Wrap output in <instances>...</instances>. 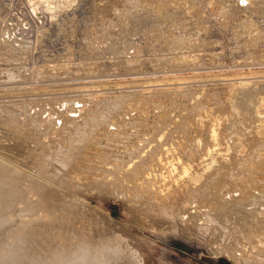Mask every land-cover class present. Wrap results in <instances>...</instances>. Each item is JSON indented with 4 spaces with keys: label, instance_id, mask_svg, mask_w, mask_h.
<instances>
[{
    "label": "rangeland",
    "instance_id": "374dc122",
    "mask_svg": "<svg viewBox=\"0 0 264 264\" xmlns=\"http://www.w3.org/2000/svg\"><path fill=\"white\" fill-rule=\"evenodd\" d=\"M255 1L253 3L252 0H0V32L4 29L3 32L11 34V41H0V46L3 45L2 48L0 47V54L3 56L11 50L9 58L12 60L9 61L13 64L17 62L15 66L8 63V57V59L1 58L5 60L1 61L0 69L7 67L3 69V71L6 70L3 79H9L6 72L9 69L12 70L11 68L14 70V67L16 70L17 65L20 64L21 68L17 69L19 77L10 83L27 87L26 93L32 92L31 95L39 96H30L31 98L48 97L50 99L55 95L57 98L62 95L59 99H64V96L69 95V97L66 96L67 101L70 99L75 101L76 98L81 101L84 99L83 102H85L88 99V102L84 103V106L87 105L84 113H89L90 117L85 114L87 122L79 134L82 132V135L90 134L87 135L86 140L87 143L90 141L91 143L82 146L76 142L77 145L72 147L74 150H71V155L74 151V156L77 154L76 151L81 154L79 153L81 150L98 153L100 147H95L96 143L90 139V136L99 127L96 126L101 124L107 128V135L111 136L114 142L109 144L110 149L114 145L113 148L116 149L114 157L122 159L121 163H124L122 166L127 165L126 162L130 160L129 153L135 151V146L145 149L140 156L148 155L160 146H163L165 150L172 146L184 165H192H189L191 172L203 170L198 172L202 178L200 176L193 178L194 185H191V189H186L185 185V187L175 185L179 187L172 189L174 184H168L170 179L173 182L181 178L179 174L182 170L180 169L177 171L174 169V172L171 169L168 174H172V177L166 174V179L158 170V173L155 172L159 175L157 181H162V183L159 181L158 187H162V192L161 190L159 192L161 195H159L174 196L168 203L166 198L162 200L158 195L159 197H155L157 205L160 207L163 204L174 205L178 209L174 212L169 211L170 215L167 217L166 214L164 218L159 215L155 218L148 214L143 216L133 207L131 208L125 199L101 194L95 188L91 187L92 190L74 188L75 194H79L78 198L81 197L90 205L92 204L91 206L103 211V213H89L94 215H90L89 221L92 223L85 222L86 224L80 225L81 227L76 224V228H81L88 241L95 243L96 240V246L109 244L108 247H111V244L119 242L118 245L121 248L127 249L121 250L123 251L121 256L126 264L127 260L129 264L133 262L134 264H236L227 254L225 247L220 244L218 247L217 244L225 236L229 240L234 234L233 232L230 235L229 230L224 231L226 227L223 225L225 221L226 226L228 225L231 215H234L232 208L236 206L230 200L236 201L233 193L237 188L235 180L239 174L235 167L231 166V158L235 159L236 148L239 145L246 144L242 142V137L234 135L233 127H230L249 117L247 112L249 113L251 109V95H257L256 92L259 91L260 97L257 95L259 99L264 98L262 94L264 93V25H261L264 24V0ZM258 19L261 23L257 21ZM254 21L259 22L258 27ZM260 26L262 29L259 28ZM255 36H262V38L259 37L261 40L258 42L259 39ZM15 50L21 54H17ZM22 52H25L27 56ZM14 59L18 60L15 62ZM55 63L59 64V67ZM62 63L64 64L61 65ZM22 70L23 73H21ZM246 80L251 82L248 89L236 86ZM235 88L237 92L246 90L245 92L249 93V100L246 98V102L243 103L244 96L234 98L231 91ZM236 106L238 109H235ZM241 112L245 118L243 114L238 116ZM262 117L264 116L257 117L259 124L262 125L257 124L258 122L253 125L258 129L261 126L262 130L252 126L253 129L250 128L248 132L252 135L247 134V138L250 136L251 139L257 134L264 147V140H262L264 139L262 136L264 135V118ZM210 127L214 128V131ZM77 140L80 141V139ZM82 140L85 141V139ZM105 144L107 145V142L104 138L103 146H106ZM222 144L223 148L218 150ZM65 146L66 149L69 148V145ZM224 146L227 148L224 149ZM83 147L84 149H81ZM93 147L97 148V151ZM88 148L95 151H90ZM230 149L235 150V153H229L232 151ZM102 150L100 151L103 154L105 148L103 147ZM226 150L228 152H225ZM66 152L68 150L64 153ZM207 152L210 153L207 156L209 159L205 157ZM81 156L78 158L79 164L90 166L92 170L97 167V169L106 168L104 163L112 162L111 159L103 161L99 156H96L97 159L91 158L94 160L88 157L81 159ZM213 157L215 159H212ZM89 162H93V165ZM182 162L175 164L183 166ZM219 163L223 166L220 167ZM208 165L212 168L211 170ZM107 168H111L113 172L116 171L112 166ZM231 168L234 172L229 171L232 170ZM263 168L264 166L258 173L260 178L264 172ZM97 169L91 172L98 171L97 174H100ZM122 169L125 168L122 167ZM225 170L228 174L231 173L230 177ZM91 172L90 174L93 175L94 173ZM232 175L236 177L233 178ZM94 176L91 177L94 179ZM227 182H232L233 187L236 185L235 189L230 186L231 184L229 187ZM162 184L164 185L161 186ZM226 185L233 193L227 191ZM213 188L221 192L214 191ZM150 190H145L147 194L144 193L145 191L139 193L145 198L143 202L155 200ZM218 193L224 201L217 199ZM229 193L232 194L229 195ZM223 195L231 197L225 199ZM212 198L221 200V208L216 205L220 201ZM212 200L216 204H211ZM208 202L212 206L208 205ZM214 205H216L215 210ZM217 207L220 209L216 210ZM197 209L200 211L198 212ZM199 217L203 218L202 221ZM99 238L100 241L104 238L110 241L113 239V243L106 239L100 244Z\"/></svg>",
    "mask_w": 264,
    "mask_h": 264
},
{
    "label": "bare ground",
    "instance_id": "6f19581e",
    "mask_svg": "<svg viewBox=\"0 0 264 264\" xmlns=\"http://www.w3.org/2000/svg\"><path fill=\"white\" fill-rule=\"evenodd\" d=\"M254 1L255 0H252L253 3H254ZM257 3H259V1ZM256 6H258V5L256 4ZM257 12H258V10H257ZM259 19L257 21H259ZM254 22H255V24H257L260 21L259 22L254 21ZM261 25H264V24H261ZM256 27H258V24L256 25ZM259 28H261V26ZM263 29H264V27H263ZM3 30L4 29H2L1 32H3ZM258 30L260 31V29H258ZM1 32H0V41H5V42L11 41V34H9L6 31H4L3 33H1ZM256 34H257V32L255 33V35ZM257 36H255V37H257ZM259 37H257V38L259 39ZM257 38H255V39H257ZM260 38H262V36ZM12 39H14V38H12ZM260 40L261 39H259L257 41L259 42ZM12 42L15 43L14 40H12ZM17 44H19V43H17ZM2 46H0V47L2 48ZM10 47H13V46L10 45ZM10 47H8V48H10ZM17 47L19 48V46H17ZM4 48H5V46H4ZM4 48H3V51H4ZM16 50H18V49H16ZM12 51H14V50H12ZM11 53L12 52L10 50V52H8V53L6 52L5 55L2 53L3 56L0 54V63L2 60H5V59H8L9 57H11L10 56ZM18 53L19 52H17V54ZM22 53H24V55H26L25 52H22ZM19 54H21V53H19ZM1 58H5V59H1ZM19 58H20V55H19ZM23 58H25V57H23ZM18 59H16V60H18ZM20 59H22V58H20ZM9 60H12V59L9 58L8 61ZM16 60H15V62H16ZM87 62L90 64L89 60ZM2 63H4V62H2ZM8 63L13 64L10 61ZM22 63H24V62H22ZM59 63H61V62H59ZM6 64H7V62H6ZM15 64H13V65H15ZM27 64L28 63H26V65ZM55 64L58 65V67H59V64H57V63H55ZM63 64L64 63H62L61 65H63ZM61 65H60V69L62 67ZM66 65H67V63H66ZM86 65H88V64H86ZM23 66H24V64H23ZM28 66H29V64H28ZM17 67L21 68L20 64H18ZM89 67L91 69V65ZM4 68H2V70L0 69V264H126L125 260L121 256V254L123 251H125L127 249L124 250L123 248H121V246L118 245L119 242H118V244H111V247H108L109 244H107L106 245L107 247H106L101 242L103 240L106 241L107 238L106 239L104 238L101 241H100V238L98 239L99 240L98 242L100 244H102L103 246L99 245V244H98V246H96L97 245V244L95 245L96 240H95V243H92L94 241H92V242L88 241V238L85 236L86 234H84V232L81 230L80 225L83 226V224H86L85 222L89 221L90 215H91L89 213L96 214L99 212L103 213V211L99 210L97 207L91 206L92 204L90 205L88 202H86L81 197L78 198L79 194L78 195H76L77 193L75 194V192L73 191L74 188H76V189L80 188L81 190H92V188H95L101 194L113 195V196H117L118 198L120 197V198L125 199L126 202L131 205L130 206L131 208L133 207L135 210L138 211V213H140L143 216L148 214V215H150V217L155 218L156 215L157 216L159 215L160 217L164 218L166 214H167V217L170 215L169 211L174 212L175 209L176 210H178V209L174 205L163 204L162 207L157 205V201H156L157 198H155V197H159L161 195V193H159V192H160V190L162 192V187L161 188L158 187V186H160V183H159L160 180L157 181V178H159V175H157L155 172H157V170H158V172H161V176L166 179V174L170 173L171 169H173V172H174V169L176 171H177V169H180V171L182 170V172L179 171L180 172L179 175L181 178L171 182L170 181L171 179L168 176V178L170 179L168 184L169 185H170V183L174 184L172 189L173 188L176 189L177 187H179V186H175V185H180L181 187H183L185 185L186 189H188V188L191 189V187H192L191 185L192 184L194 185L193 178L199 177V176L201 177V175L198 174V172L200 173L203 170L201 169V171H199V170L197 171L194 168L196 171L191 172L192 170L189 166L191 164H185L184 165L182 162V159L177 157L178 155L175 154L174 148H172V146L166 150L163 149V146H160L158 149H156V150L153 149V151L151 153H149L148 155H144V156H140V155L144 152L145 149H141L138 146H135V147L133 146L134 148H136L135 151H131L129 153L130 160L128 162H126L127 165L122 166V164H124L123 162L121 163L122 159L114 157V155L116 154V152H115L116 149L113 148L114 145L112 146V149H110L111 145H109V144H112L114 142H113L111 136L107 135V128L100 124V125L96 126V127H98V126L99 127L94 130L93 134L90 136L91 138L90 137L89 138L92 141H95L96 145L93 142L95 147L99 146L100 148L99 147L98 148L101 151L104 150V149L102 150V148L104 147L105 152H103V154H102V152L100 150H98L99 154L98 153L94 154L91 152L89 153L86 150H83V151L81 150V149H84V147L80 149L81 152H79V153H81V154H78V151H76V152L78 154V158L80 157V155L83 156V157L81 156V159L88 157V159L94 160L91 158L97 159L96 156H99L103 161L106 159L107 160L111 159L112 162L104 163V165H106V168L105 167H99L100 169H97L98 167L96 168V166H98V163L96 162L95 168L97 170H99L100 174H97L98 171H97V173L91 172V171H95L96 169L92 170L90 168V166H86V165L82 166L84 164H82V165L79 164L78 160H80V159L76 158L77 154L75 156L73 155L75 153V151L71 155V150L73 149L72 147L74 145H77L76 142H79V144H81L82 146H84L83 144H90L91 143V141L87 143L86 138H88L87 137L88 134L82 135L83 134L82 131H81L82 134H79L80 133L79 131L82 129V127L84 128V124H85V122H87L85 114L88 115L89 113L88 114L84 113L85 108H86L85 106H87V105L84 106V103L88 99H86L85 102H83L84 99H82V101H81V100L76 99V98H75V101H74V99H70V100L68 99L69 101H67L66 96L69 97V95L64 96L65 97L64 99H59L62 97V95L59 98L55 97L56 96L55 95L52 98L50 97V99L48 97H46V98L45 97L44 98L43 97L42 98H31L30 96H34V97L36 96L37 97L38 95L37 94L31 95L32 92L30 90L29 91L31 93L28 92L30 94V95H28V93L25 92V90L26 91L28 90V89H26L27 87L26 88L19 87L18 83H10V81H13L14 79L19 77V75H17V73H18L17 69L18 68H16V70H15V67H14V70L11 67L10 68L12 70H10L8 68L9 70L6 72L8 74V78H9V79H7L8 81L3 79V74L6 71V70L3 71ZM56 68H57V66H56ZM22 69L24 70L23 67H22ZM55 69H54V71L56 72L58 68L56 70ZM85 69H84V71H86ZM23 70L21 73H23ZM91 70L93 71V69H91ZM92 71H91V73H93ZM48 72H49V70H48ZM87 72H90V71L87 70ZM64 76H66V75H64ZM76 81H77V79H76ZM20 84H22V83H20ZM24 84H26V83H24ZM250 84H251V82L246 80V81L240 82V84H239L240 86L239 85H236V86H238V87L243 86L242 88L248 89V86H250ZM31 89H32V87H31ZM232 90L233 91H231V93H232L234 98L238 97V96L241 98V96H244L243 100H245V101L243 103L246 102V98H248V94H249L248 92H245L246 90L243 92H237V88H235V90L234 89H232ZM258 93H259V91H258ZM258 93L256 92V94L259 96ZM262 94H264V93L262 92ZM77 95H79V94H77ZM212 95H213V93H212ZM257 95H251V97H252V101L250 104L251 109H250L249 113L247 112V115L249 117L238 122L239 124H234L233 126L230 127V128L233 127V131H232V129H231V131L234 133V135L236 134V135H239V137H242V142L243 143L245 142L246 144L239 145L236 148V153H235V150L233 151L232 149H230L232 151L229 152V153H232V152L235 153V159L230 157L232 160L231 166L235 167L234 169L237 170L239 175H238V178H236V180L230 178L231 180H235V182L237 181V183H236L237 188H236V191H234L235 193H233V191H229V187L232 186V184H231L232 182L231 183L227 182L228 184L227 183L226 184L228 186H229V184H231V185L229 187L227 185L226 186L228 187L227 191L232 192L233 195L235 194V197H236L235 202L237 204L234 201L230 200V202H233V205L234 204L236 205L232 208L234 215H231L232 217L228 221L227 226H226V224H227L226 221H225V224H223V225H224V227H226V230H224V231L229 230V231H231V232H228L230 235L233 232H234V234H233V236L230 237L229 240L224 235L225 239L223 238V240H222L224 243L222 241H220L221 243L218 242L217 246L219 244H220V246L223 245L227 251V254H229V257L232 258L236 264H264V175H263L264 170L262 171L263 172L262 176H261L262 178H260L259 174H258V173H260L259 170H261L262 166H264V147H263V142H261V140H260L261 138H258L257 134L255 135V137L252 136L253 138H251V139H250V136L252 134L251 135H250V133L248 134L250 128H252V126L256 122H258L259 118H257V117L258 116H264V98L259 99L260 96L258 97ZM72 96H73V94H72ZM83 97H84V95H83ZM80 98H82V96ZM248 100H249V98H248ZM238 106H236L235 109H238L237 108ZM242 106H243V104H242ZM242 109H244V108L242 107ZM88 110H89V108H88ZM90 111H92V109ZM235 111L238 112V110H235ZM243 111H245V110H243ZM227 113H229V112H227ZM242 114L243 113L241 112V115H238V116H242ZM88 116L90 117V115H88ZM243 116H244V114H243ZM244 118H245V116H244ZM263 118L264 117H262V119ZM239 119H240V117H239ZM260 122H261V119H260ZM215 123H218V122H215ZM257 124H259V122ZM259 125H262V124H259ZM253 127H255V126H253ZM263 127H264V124H263ZM210 128L212 129V127H210ZM223 128H225V127L223 126ZM255 128H257V127H255ZM213 129H212V131H214ZM260 129H261V126H260ZM260 129H258V130H260ZM251 131H253V130H251ZM215 132L217 133V130ZM212 133H211V135H212ZM253 133H255V132H253ZM213 134H215V133H213ZM247 134L250 135L249 138H247ZM211 135H209V137ZM219 136H221V133ZM262 136H264V135H262ZM239 137H237V138H239ZM104 138L106 139V142H107V145L105 144L106 146H103V139ZM220 138H223V137H220ZM224 138H225V136H224ZM233 138H235V137H233ZM77 139H80V141H78ZM82 139H85V141H83ZM227 140H228V138H227ZM227 140H226V142H227ZM246 140H248V141L246 142ZM262 140H264V139H262ZM222 141H224V140L222 139ZM80 142H82V143H80ZM219 142H221V141H219ZM65 143L67 145H69L68 146L69 148H67V149L65 148L66 147ZM175 144H173V146ZM223 144L225 145V143H223ZM223 144H222L221 148L218 147V150L223 148ZM87 146L89 147V145H87ZM87 146H85V148ZM164 146L166 147V144ZM216 146H218V145H216ZM235 146H236V144H235ZM77 147L75 146V148H77ZM95 147H93V148H95ZM78 148H80V147H78ZM206 148L208 149L209 147H206ZM206 148H204L205 152H206ZM226 148L227 147H225L224 149H226ZM230 148H231V145H230ZM96 149L97 148H95V150ZM178 149H179V147H178ZM65 150H68L69 153L68 152L64 153ZM95 150H90V151H95ZM225 152H228V151L226 150ZM208 153L209 152H207V155L205 157L209 156ZM221 153H222V151H221ZM234 153H233V155H234ZM96 154H98V155H96ZM217 154H219V153L217 152ZM213 156H214V153H213ZM212 159H215V158L213 157ZM176 162H182L183 166L182 165L181 166L179 165L180 167L177 166V164H175ZM217 162H218V160H217ZM92 163L93 162H91L90 164H92ZM101 163L99 165H101ZM185 163H187V162H185ZM118 164H120V165H118ZM210 164H212V163L210 162ZM87 165H88V163H87ZM171 165H173V166H171ZM214 165H216V164H214ZM107 166H112L113 168H115L116 171L113 172L112 169L107 168ZM219 166H220V163H219ZM221 166H223V165H221ZM122 167L125 169H122ZM208 167L210 170L212 169V168H210L209 165H208ZM214 169H217V168H214ZM232 170H229V171L234 172V170L233 171ZM90 172L94 173L93 174V175H95L94 179H93V177H91L93 175H91ZM208 172H209V170H208ZM225 172H226V170H225ZM220 173H223V172L220 171ZM201 174H203V173H201ZM229 174H231V173H229ZM229 174L227 175L228 177H230ZM168 175H170V174H168ZM219 176H220V174H219ZM234 177H236V176H233V178ZM99 178H101V179H99ZM225 178H226V176H225ZM219 179L223 180L220 177H219ZM219 179H217V180H219ZM227 180H225V181H227ZM231 180H229V181H231ZM160 182L162 183V181H160ZM164 182H166V181L164 180ZM217 182H219V181H217ZM210 183H208V185ZM168 184H165V185L167 186ZM212 184H211V186H212ZM163 185L164 184H162L161 186H163ZM216 186H218V184H216ZM221 187H223V185H221ZM234 187L232 186L233 189H235ZM216 189H214V191L219 190V189H217V190ZM145 190H148V191L150 190V192H152L153 199L155 198V200L143 202L145 198L143 196L139 195V193L140 192L142 193ZM224 190H226V189H224ZM224 190L222 191L223 194H224ZM165 191H166V189H165ZM168 191H170V190H168ZM219 191L221 192V190H219ZM146 192L147 191H145L144 193H146ZM185 192H188V191H185ZM231 194L229 193V195H231ZM233 195H232V197H233ZM147 196H149V195H147ZM162 196L163 197L160 196V199L164 200V198H166V201L168 203L170 202L169 200H171L172 197H174L173 195H169V194H166V195L164 194ZM217 197H218L217 199L220 198L219 193H218ZM223 197H225V196L223 195ZM229 197H231V196H227V197H225V199L229 198ZM212 199H214V198H212ZM217 199H214V200L220 201V203L218 202V204H216V202L215 201L213 202V200H212L211 204H216L221 208V206H222L221 200H217ZM220 199L223 200L222 196ZM235 199H233V200H235ZM180 201H181V199H180ZM211 204H210V202H208V205L212 206ZM187 205H189V204H187ZM194 205H196V204H194ZM216 205L213 206L214 210H215ZM196 206H198V204ZM224 206H226V205H224ZM230 206L231 205L229 204V207ZM184 207L188 208L187 206H184ZM191 207L193 208V206H191ZM159 208H162V210H159ZM192 208H190V209L192 210ZM207 208L208 209L210 208V210L212 209L211 207H207ZM220 208L217 207L216 210L217 209L219 210ZM199 209H201V208H199ZM225 209H227V207ZM191 210L189 212H191ZM197 211L199 212L200 210L197 209ZM221 211L224 213L226 212L223 210H221ZM229 211H231V209ZM222 212H220V214ZM215 213L216 212H214V214ZM176 215H178V213ZM91 216H94V215L92 214ZM209 216H211V215L209 214ZM185 217H187V215ZM188 218H186V219H188ZM193 218H194V216H193ZM181 219H182V216H181L180 220ZM191 219H192V217H191ZM202 219H201V221H202ZM205 219H206V217H205ZM218 220H220V219H218ZM226 220H228V218H226ZM231 220L234 221L235 223H233ZM89 222L92 223L91 221H89ZM90 223H87V224H90ZM76 224L80 227L76 228V226H77ZM196 225L198 226V224H196ZM218 225H219V223H218ZM90 226H91V224H90ZM93 227H92V229H93ZM193 227H194V225H193ZM82 228L84 229V227H82ZM85 228H87V227H85ZM92 229H91V231H92ZM85 232H86V230H85ZM90 232H88V233L90 234ZM99 233H100V231H99ZM222 233L224 234L226 232H222ZM218 236L220 237V235H218ZM93 239H94V236H93ZM217 239H218V237L216 238V240ZM107 240H108V242L110 241V239H107ZM112 240L110 242H112ZM116 240L118 241V237ZM216 240H215V242H216ZM220 240H221V238H220ZM225 242L227 243V245ZM122 249H123V251H121ZM131 254H133V253L131 252ZM125 259H128V257ZM133 259H134L133 261H135V257H133ZM131 260H132V258H131ZM137 261H139V259ZM134 263L135 262H133L132 264H134ZM127 264H129L128 260H127Z\"/></svg>",
    "mask_w": 264,
    "mask_h": 264
}]
</instances>
